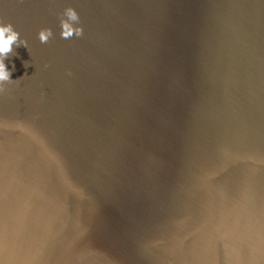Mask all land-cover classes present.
Returning a JSON list of instances; mask_svg holds the SVG:
<instances>
[{
  "label": "water",
  "instance_id": "obj_1",
  "mask_svg": "<svg viewBox=\"0 0 264 264\" xmlns=\"http://www.w3.org/2000/svg\"><path fill=\"white\" fill-rule=\"evenodd\" d=\"M0 23L27 42L0 264H264V0H0Z\"/></svg>",
  "mask_w": 264,
  "mask_h": 264
},
{
  "label": "clouds",
  "instance_id": "obj_2",
  "mask_svg": "<svg viewBox=\"0 0 264 264\" xmlns=\"http://www.w3.org/2000/svg\"><path fill=\"white\" fill-rule=\"evenodd\" d=\"M64 18L61 19L62 38H69L73 35L79 36L81 28L75 24L78 21L77 13L72 8L64 10ZM52 35L50 29H42L38 33V38L41 43L47 41ZM24 46L27 49V42L20 38L19 33L13 29L10 24L0 23V82H5L10 79V73L14 70V65L10 68L5 64V58L9 55H16L13 51L15 47Z\"/></svg>",
  "mask_w": 264,
  "mask_h": 264
}]
</instances>
